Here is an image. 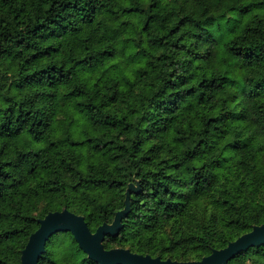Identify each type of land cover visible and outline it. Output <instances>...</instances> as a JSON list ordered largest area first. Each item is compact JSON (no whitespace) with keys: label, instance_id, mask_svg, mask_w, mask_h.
Wrapping results in <instances>:
<instances>
[{"label":"trees","instance_id":"obj_1","mask_svg":"<svg viewBox=\"0 0 264 264\" xmlns=\"http://www.w3.org/2000/svg\"><path fill=\"white\" fill-rule=\"evenodd\" d=\"M130 184L106 249L194 261L264 223V0H0V264ZM39 264L100 263L58 231Z\"/></svg>","mask_w":264,"mask_h":264},{"label":"water","instance_id":"obj_2","mask_svg":"<svg viewBox=\"0 0 264 264\" xmlns=\"http://www.w3.org/2000/svg\"><path fill=\"white\" fill-rule=\"evenodd\" d=\"M134 184L127 190L126 206L118 211L112 223H104L92 231L84 216L68 208L49 212L40 219L39 228L33 232L23 250L20 264H39V260L46 250L50 236L58 231H69L73 234L79 246L90 258L100 264H229V261L250 247L264 243V223L256 225L249 232L230 241L221 249H215L200 260L178 261L171 258L161 259L151 255L139 254L126 248L106 249L104 239L107 235L118 234L122 220L130 210L131 192Z\"/></svg>","mask_w":264,"mask_h":264},{"label":"rangeland","instance_id":"obj_3","mask_svg":"<svg viewBox=\"0 0 264 264\" xmlns=\"http://www.w3.org/2000/svg\"><path fill=\"white\" fill-rule=\"evenodd\" d=\"M123 63V64H126V65H122L123 67H126L128 70L132 71L133 68H134V63L131 62V60L129 59V55L127 54H122V53H119V55L117 56L116 59H113V60H110L107 64V66H110V65H113V64H116V63ZM115 67V66H114ZM114 67H113V70H114ZM90 75H93L95 76L96 78V75L100 73V69L97 70V71H92V72H89ZM133 188L134 190L137 189V187L135 185H133ZM66 208V207H64ZM52 212V211H51Z\"/></svg>","mask_w":264,"mask_h":264}]
</instances>
